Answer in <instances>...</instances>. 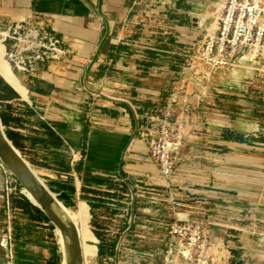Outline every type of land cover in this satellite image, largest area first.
<instances>
[{"label": "crops", "instance_id": "1", "mask_svg": "<svg viewBox=\"0 0 264 264\" xmlns=\"http://www.w3.org/2000/svg\"><path fill=\"white\" fill-rule=\"evenodd\" d=\"M138 3L0 0V27L40 20L47 25L45 35L59 41L62 51L35 61L33 73L19 71L26 98L0 78L17 93L24 108L41 115L45 136L57 138L60 147L48 146L53 153L49 155L71 156V149L82 152L75 166L81 181L74 185L80 192L129 193L130 188L136 194L143 188L137 195L151 205L146 226L150 241L158 243L172 220L169 194L183 203L198 195L199 204L188 203L190 207L205 205V215L217 231L227 227L231 236L239 231L245 264H253L254 259L264 264V94L248 92L242 83H224L221 93L210 92L190 112L180 160L175 173L165 177L145 142L134 139L136 110L145 115L165 104L180 64L172 67L158 59L167 48L149 44L135 32L129 21ZM239 103L244 107L237 108ZM21 136L20 149L42 150L37 144L27 149L29 135ZM61 161L70 166L69 160ZM252 227L258 229L261 246L253 260L248 230ZM155 229L161 232L154 233Z\"/></svg>", "mask_w": 264, "mask_h": 264}, {"label": "rangeland", "instance_id": "2", "mask_svg": "<svg viewBox=\"0 0 264 264\" xmlns=\"http://www.w3.org/2000/svg\"><path fill=\"white\" fill-rule=\"evenodd\" d=\"M226 2L227 0H139V3L133 6V16L129 22H133L135 32L147 38V43L166 47L168 52L156 57L172 67L175 66V63L180 64L178 72L181 73L196 46L202 42L207 33L216 28L214 23ZM215 11L217 12L215 13ZM27 23L29 27L43 29L47 27L40 20L27 21ZM10 26L12 25L3 24L0 27V35ZM1 40L2 36H0ZM142 40L145 42L144 39ZM4 46L7 55L10 53L12 45L4 44ZM8 56V61L20 79L19 70ZM156 57L155 59H157ZM222 73L225 74L222 75ZM224 83L232 86L235 83H242L240 85L246 86L248 92L264 94V68L255 71L251 65L240 64L239 67L218 71L213 77L210 92L221 93ZM0 92L9 99L0 102V116L3 113L11 120L17 119L10 126L3 125L5 132L12 130L20 135H29L28 145L25 146L27 149L28 147L35 148L36 144L42 147V150L36 148L35 152L15 148L49 191L59 198L60 184L73 183L76 185L78 180L81 181L79 175L72 176L73 170L70 166L73 155L67 156V154L57 152L58 156H51L53 153L51 147L48 146H52L53 143L57 147L60 145L57 138L45 136L48 134L45 131L47 129L41 115L29 114V110L24 108L20 98L4 91L2 86H0ZM242 107H244L242 103L237 106V108ZM188 116H190V112ZM26 131H29L30 134H27ZM52 131L54 132V130ZM56 133H58L57 130ZM61 159L69 160L68 165L70 166H67L65 162L62 163ZM1 164L0 161V264H64L61 235L58 232L60 229L51 220L50 222H41L31 218L28 213L29 207L22 208L24 202L21 199V194H24V185L10 169L6 167L8 169L6 171ZM19 183L22 186L21 189ZM129 190V193L127 191H120V193L119 191L113 193L103 191L96 194H83L76 187L74 191H68V194L74 199L72 207L66 206L60 200L65 207L73 209V211L77 210L79 200H84L89 204L92 231L94 234H101V236L96 235L98 238L96 242L97 257L87 264H165L164 245L149 239L151 231L146 226V219L149 216L147 208H150L151 205L140 200V196L137 195L144 189L136 190V194L132 189L129 188ZM197 196H192L195 199L186 202V204L191 203L197 206L199 199ZM170 197L169 194V207L173 214L175 208L171 204ZM35 206L39 207L40 205ZM202 207H204L202 210H200L201 207L200 209L198 207L191 209L196 212H191L189 206L181 207L179 211L182 212L181 216H186L185 214L189 212L195 216H204L207 214V208L203 204ZM135 220L138 226L132 227ZM52 224L55 227H52ZM248 230L251 232V255H253L251 260H253L257 248H261V246L257 244L258 229L252 227ZM214 231L222 244V254L227 256L226 264H245L246 259L244 249L241 247V238L238 236L239 231H235L234 236H231V230L227 227H222L221 231H217L214 226ZM155 232L160 233L161 231L155 229ZM122 240L124 241L122 242ZM99 246H102L103 254L100 253ZM111 252L114 254L112 255ZM253 264H256L255 259Z\"/></svg>", "mask_w": 264, "mask_h": 264}, {"label": "built area", "instance_id": "3", "mask_svg": "<svg viewBox=\"0 0 264 264\" xmlns=\"http://www.w3.org/2000/svg\"><path fill=\"white\" fill-rule=\"evenodd\" d=\"M1 36L4 44L12 45L9 59L24 73L35 71V61H45L53 52L62 53L59 41L47 37L43 28L29 27L27 21L9 27ZM240 64L251 65L255 71L264 68V0H227L216 28L196 46L178 79L173 81L165 104L145 115L136 110L138 125L134 139L145 142L150 157L165 177L175 173L180 160L189 112L208 97L218 71ZM71 150V168L77 175L75 166L83 155ZM170 195L175 211L160 239L165 264H226L227 256L222 254V244L208 216L190 212L181 216V207L189 206L190 210L193 207Z\"/></svg>", "mask_w": 264, "mask_h": 264}, {"label": "bare ground", "instance_id": "4", "mask_svg": "<svg viewBox=\"0 0 264 264\" xmlns=\"http://www.w3.org/2000/svg\"><path fill=\"white\" fill-rule=\"evenodd\" d=\"M216 12L217 11H215V13ZM214 25H217V21L214 23ZM7 55L5 46L2 41H0V77L11 87H13L23 98H26L27 89L22 85L19 78L14 74V70L7 59ZM1 147L9 150L12 154H14L11 151L6 139L5 144L0 145V149ZM24 193L37 205L42 204L40 194L30 181L25 182ZM62 209L63 217L65 218V220H67L70 227L74 230L75 234L79 236L81 240L84 255L83 264L90 263L97 256L98 248L96 245L97 238L93 233L90 225L91 215L89 205L84 200H80L77 205L76 211L65 207V205H63ZM58 232L61 235V247L63 251L62 261L64 262V264H76V258L78 254L77 244L72 240L66 239L60 230H58Z\"/></svg>", "mask_w": 264, "mask_h": 264}, {"label": "water", "instance_id": "5", "mask_svg": "<svg viewBox=\"0 0 264 264\" xmlns=\"http://www.w3.org/2000/svg\"><path fill=\"white\" fill-rule=\"evenodd\" d=\"M3 121L0 116V145L5 144L7 139L11 146L15 148L10 139L8 138ZM16 149V148H15ZM0 161L16 176V178L25 186L26 181H30L35 189L40 194L42 204L39 206L49 219L60 229L61 233L66 239L74 241L78 246V254L76 258V264H83L84 255L81 245V240L77 236L74 230L70 227L67 220L63 217V203L59 198L55 197L49 189L43 184L40 178L35 174L29 164L22 158L21 154H12L9 150L1 147L0 149ZM24 195L34 204L25 193Z\"/></svg>", "mask_w": 264, "mask_h": 264}, {"label": "trees", "instance_id": "6", "mask_svg": "<svg viewBox=\"0 0 264 264\" xmlns=\"http://www.w3.org/2000/svg\"><path fill=\"white\" fill-rule=\"evenodd\" d=\"M181 6V5H180ZM0 86L3 87V90L6 91V92H10L12 94H14L17 98H20L16 92H14L12 90V88H10L1 78H0ZM6 100H9L7 99L5 96H4V93L0 92V102L2 101H6ZM29 114L31 115H35V113L31 110H29ZM2 121H3V124L5 126H10V124L14 121V120H17V119H14V120H11L9 119L5 114L2 113ZM52 133V132H50ZM8 138L10 139V141L12 142V144L16 147V148H21V144H20V140H22V136L18 133H15L14 131L12 130H7L6 132ZM234 139H236L238 142H244V139L242 137H233ZM83 141L85 142L87 140V132L85 133V135L83 136ZM7 140V139H6ZM7 143L11 149V151L14 153V154H19V151L15 148H13L10 144V142L7 140ZM19 187L21 189V184L19 183ZM60 187V192H59V199L61 201H63L66 206L68 207H72L74 205V199L72 196H70L68 194V191H74L75 190V186L74 184H60L59 185ZM55 189V188H54ZM56 192V190H54ZM21 199L22 201L24 202V206H22V208H25V207H29V210H28V213H30L31 215V218L33 220H38V221H41V222H50V219L49 217L46 215V213L41 209L39 208L38 206H35L24 194H21ZM52 227H55L53 224H52ZM96 235L98 237L101 236V234L99 233H96ZM96 236V237H97ZM97 245V244H96ZM115 245V242L113 244V246ZM98 248V246H97ZM99 251L101 254L104 253L103 249H102V246H99ZM112 255L114 254V252H111ZM236 254H238L237 252H235Z\"/></svg>", "mask_w": 264, "mask_h": 264}]
</instances>
